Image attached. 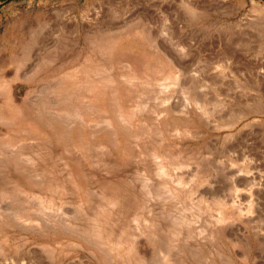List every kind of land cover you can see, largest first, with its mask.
<instances>
[{
  "label": "rangeland",
  "instance_id": "1",
  "mask_svg": "<svg viewBox=\"0 0 264 264\" xmlns=\"http://www.w3.org/2000/svg\"><path fill=\"white\" fill-rule=\"evenodd\" d=\"M0 264H264V0H0Z\"/></svg>",
  "mask_w": 264,
  "mask_h": 264
}]
</instances>
